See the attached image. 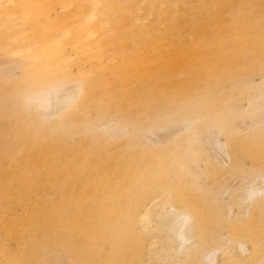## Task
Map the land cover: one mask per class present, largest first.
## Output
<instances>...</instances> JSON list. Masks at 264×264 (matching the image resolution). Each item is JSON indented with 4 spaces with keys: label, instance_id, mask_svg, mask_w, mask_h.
I'll return each mask as SVG.
<instances>
[{
    "label": "rangeland",
    "instance_id": "1",
    "mask_svg": "<svg viewBox=\"0 0 264 264\" xmlns=\"http://www.w3.org/2000/svg\"><path fill=\"white\" fill-rule=\"evenodd\" d=\"M8 1L0 0V264H164L139 216L152 207L153 230L167 199L209 216L205 248L221 247L219 264L255 249L264 264V200L262 212L239 202L264 175V0ZM70 26L60 43L77 34L70 59L83 56L78 64L91 75L63 76L53 108L38 111L44 48ZM86 33L102 41L88 39L84 52Z\"/></svg>",
    "mask_w": 264,
    "mask_h": 264
},
{
    "label": "bare ground",
    "instance_id": "2",
    "mask_svg": "<svg viewBox=\"0 0 264 264\" xmlns=\"http://www.w3.org/2000/svg\"><path fill=\"white\" fill-rule=\"evenodd\" d=\"M11 0H9L8 2H10ZM40 1V0H39ZM72 3V0H70V1H67V2H65V3H68L67 5H68V7L71 5L72 6V4H70L69 5V3ZM40 4V3H39ZM63 4V3H62ZM95 4H96V1H95ZM66 5V4H65ZM66 5V6H67ZM64 6V5H63ZM62 6V7H63ZM66 6H64V8L66 7ZM95 5H93V7H94ZM97 6H99V5H97ZM43 7V6H42ZM47 7V6H46ZM50 8V9H49ZM71 8V7H70ZM73 8V7H72ZM47 11H45L46 13L48 12V11H50L51 10V7H47ZM66 9H67V7H66ZM43 10V9H42ZM95 10V9H94ZM93 9L91 10V13H95V11H94ZM92 11H94V12H92ZM34 12H36V11H34ZM71 12H72V10H71ZM44 13V12H43ZM12 14V13H11ZM37 14V13H36ZM39 14V13H38ZM41 14V13H40ZM47 14H49V12L47 13ZM49 15H51V14H49ZM49 15H46L47 16V18L49 19L48 20V23L49 22H52L51 21V17L49 16ZM93 15H95V14H93ZM27 16V15H26ZM40 16V15H39ZM45 16V15H44ZM90 16H91V14H89L88 15V17H86V18H88V19H86L85 18V23H86V21L88 20V21H90L89 23H91V20H92V24H94L93 23V20H94V18H95V20H96V17H94V18H92L91 17V19H90ZM36 17H37V15H36ZM24 18L26 19V17L24 16ZM125 18V17H124ZM22 19H23V17H22ZM24 19V20H25ZM37 19V18H36ZM87 21V22H88ZM54 23V22H53ZM58 24H59V22H57ZM119 23H121V22H119ZM58 24L56 25L57 27H58ZM122 24V23H121ZM38 25H39V23H38ZM82 25V24H81ZM88 25V23L86 24V28L88 27L89 28V26H87ZM74 26H77L76 24L74 25ZM83 26H85V24L83 25ZM82 26V27H83ZM119 26V25H118ZM95 27H96V24H95ZM59 28V27H58ZM87 28V29H88ZM69 29H71V26H70V28L68 27V29H67V27L66 28H64V30H62L63 32L62 33H64V32H67V34L65 33L64 35H62L61 34V37H57L58 38V40L56 39H54V41H51L50 42V40H49V49L48 50H50L49 52H48V50H47V48H44L45 50L44 51H46V52H44V62H45V69H44V73L46 74V78H45V80L48 82V84H47V86L46 87H44L41 91H40V93L37 95V97H36V101H37V107H38V111H39V106H40V111L42 110V111H48V110H50L51 108H53V102L52 101H55L56 99H53L56 95V92H58V90H59V87H60V85H61V81H62V77H63V80H65L66 81V79H68V73H70L71 75L72 74H76V73H84V74H86L85 76H89V75H91V74H88V73H91L90 72V70L88 71V69H87V71H88V73H86V72H84L83 70H82V68H80V66H79V62H80V60H82V58H83V56H82V58H80L79 56H77L76 55V53H75V51L73 50V52L75 53V55L77 56V58L74 60V56H73V60L72 59H70V51H71V48H70V45H68V43H70V41L67 39V41H66V43L64 44V45H62L63 43H60V39L61 38H63L65 35V37L66 38H68L69 37V33H68V31H69ZM117 29V28H116ZM51 30V29H50ZM49 30V31H50ZM68 30V31H67ZM101 30H103V29H101ZM100 30V31H101ZM135 30V29H134ZM81 31H82V29H81ZM95 32L96 31V29H94L93 31H92V29H90L89 28V30H87L86 32L87 33H89V32ZM115 31V30H114ZM70 32V31H69ZM134 32V31H133ZM23 33V32H22ZM31 33V32H30ZM71 33H72V31H71ZM86 33V34H87ZM96 33V32H95ZM114 33V32H113ZM51 34H52V32H51ZM80 34V33H79ZM85 34V35H86ZM53 35V34H52ZM67 35H68V37H67ZM71 35V34H70ZM82 35V34H81ZM87 35H90V34H87ZM86 35V36H87ZM91 35H93L92 33H91ZM91 35L90 36H87V37H85L84 38V40H90L91 38H89V37H91ZM99 35H100V37H101V34L99 33ZM63 36V37H62ZM73 36H75V38L77 37V34L76 35H74V34H72V36H70V38L71 37H73ZM93 37V36H92ZM95 37V36H94ZM92 38V39H94L95 40V38ZM100 37H98V38H100ZM75 38H73L74 40L73 41H71L72 43H71V45L72 44H75V46L74 47H72V48H75L77 45H76V42L77 41H75ZM102 38H103V36H102ZM47 39V37L45 38V40ZM80 39V38H79ZM82 39V38H81ZM80 39V40H81ZM92 39H91V42H92V44L94 45V44H97L96 42H101L102 40H96V42L95 43H93L94 42V40L92 41ZM106 38L104 37L103 38V40H105ZM76 40H78V38H76ZM89 40L88 41H85L82 45H83V47L81 46V48H84L85 47V49H82L84 52H85V50L86 51H88V50H92V48H90L91 47V42H89ZM44 41V40H43ZM48 41V40H47ZM46 41V42H47ZM74 41H75V43H74ZM79 42V41H78ZM33 43V42H32ZM128 44H129V42H127ZM126 43V44H127ZM34 44V43H33ZM35 44H37L36 42H35ZM89 44V45H88ZM99 44V43H98ZM69 46V49H68V52H69V54H68V52L67 51H65V49L64 48H66V47H63V46ZM79 45V44H78ZM73 46V45H72ZM90 46V47H89ZM97 46V47H96ZM126 46V45H125ZM94 47H96L95 49H96V51H100L101 49H104V48H99V46L98 45H95ZM30 48V47H29ZM68 48V47H67ZM99 48V49H98ZM109 48V47H108ZM107 47L104 49L105 50V52H107L106 50H109ZM76 49V48H75ZM78 49V48H77ZM98 49V50H97ZM27 50H28V48H27ZM27 50H24V51H27ZM30 50H31V48H30ZM29 50V51H30ZM67 50V49H66ZM70 50V51H69ZM82 50L79 48V51L78 50H76V52H78V55H79V53H80V56H81V52H82ZM94 50V49H93ZM19 49H18V53H19ZM23 51V52H24ZM32 51V50H31ZM31 51L29 52L30 53V55H29V53H28V51L25 53H23L22 51L19 53V54H21V55H23V54H25L24 56H25V58H27V59H29L30 58V60L34 57L36 60H38L39 58H41L40 56L38 57V53H31ZM72 52V51H71ZM110 52H111V49H110ZM170 52V51H169ZM14 53H15V51H14ZM18 53H15V54H18ZM47 54V57L45 56L46 54ZM83 53V52H82ZM13 54V53H12ZM18 54V55H19ZM26 54L28 55V57L26 56ZM33 54V55H32ZM37 55V56H35V55ZM43 54V53H42ZM41 53H40V55H42ZM84 54V53H83ZM82 54V55H83ZM98 54V56H96V57H98V60L100 59V60H102V57L99 55V53H97ZM96 54V55H97ZM112 54H115V55H117V53L115 52V53H112ZM161 54V53H160ZM14 55V54H13ZM70 55V56H69ZM110 55V54H109ZM24 56L22 57V58H24ZM32 57V58H31ZM38 57V58H37ZM72 57V56H71ZM101 57V58H100ZM42 58V59H43ZM180 59V57H176V59ZM34 59V60H35ZM78 59H80L79 61H78ZM90 59V58H89ZM105 59H106V57H105ZM111 59H113V58H111ZM70 60H72L73 62H75L76 63V65L78 64V66H79V68H80V70H79V68H78V66H75V68L77 67L78 69L76 70L75 68V72H71V71H69L70 69H71V67L69 66L70 65V63H71V65L73 64V65H75L74 63H72V62H70ZM91 60L92 59H90V61H89V63L91 62ZM100 60H99V62H100ZM32 61V60H31ZM39 61V60H38ZM78 61V62H77ZM114 61H116V57H114ZM180 62H181V60H180ZM179 62V64H181ZM93 62H91V64H92ZM104 64H106V63H103V60H102V63L100 64L101 66H103ZM99 65V66H100ZM92 66V65H91ZM98 66V67H99ZM180 66V65H179ZM74 67V66H73ZM72 67V68H73ZM82 67V66H81ZM98 67H97V69H98ZM139 66H137V68H138ZM174 67V66H173ZM178 67V66H177ZM89 68V67H88ZM91 68V67H90ZM96 68V67H95ZM109 68H110V65H109ZM154 68V67H153ZM111 69V68H110ZM151 69H152V67H151ZM178 69V68H177ZM79 70V71H78ZM119 69H117L116 71H118ZM121 70V69H120ZM119 70V71H120ZM76 71H78V72H76ZM82 71V72H81ZM80 73L79 74H77V77H80L81 75H80ZM92 73H93V71H92ZM74 74V75H75ZM106 75H107V73H105ZM65 76H67L66 78H65ZM82 77V76H81ZM84 77V76H83ZM61 79V80H60ZM75 79V78H74ZM193 79V78H192ZM77 80V79H76ZM65 81H63L64 83H65ZM91 81V80H90ZM172 81H173V79H172ZM62 82V83H63ZM174 82H176V81H174ZM160 85V84H159ZM77 86V85H76ZM82 86V85H81ZM185 86V85H184ZM105 87V86H104ZM61 89V88H60ZM76 89V88H75ZM79 89V88H78ZM60 91V90H59ZM77 91V90H76ZM71 92H74V91H71ZM128 92H130V90L128 91ZM75 93V92H74ZM77 93V94H76ZM75 94L76 95H71V93L69 92V94H67V95H64V100L67 102V105L65 106L64 104V108H60V109H58V112H63L64 110H65V108H67L68 106L70 107V104L71 103H74V101L76 100V98H78L82 93H83V87L82 88H80L77 92H76ZM62 95V94H61ZM60 95V96H61ZM259 96H261V98L264 96V94H263V96H262V94L261 95H259ZM179 97V96H178ZM88 98V97H87ZM144 98V97H143ZM157 98H159L158 96H157ZM258 98V97H257ZM260 98V97H259ZM61 99V98H60ZM126 99V98H125ZM143 100V99H142ZM263 102H264V98H263V100H262ZM57 102V101H56ZM61 101H59V103H60ZM262 102V103H263ZM33 103H35V102H33ZM62 103V102H61ZM33 106H35L34 104H33ZM260 106V105H259ZM36 107V106H35ZM63 107V106H62ZM254 107V106H253ZM260 107H262V106H260ZM74 108V107H73ZM37 109V108H36ZM71 111V110H70ZM112 111V110H111ZM134 111V110H133ZM50 112V111H49ZM57 112V113H58ZM42 113V112H41ZM45 113V112H44ZM48 113V112H47ZM71 113V112H70ZM93 113V112H92ZM129 113V112H128ZM180 113V112H179ZM194 113V112H193ZM262 113H264V112H262ZM46 114V113H45ZM50 114V113H49ZM53 114V113H52ZM183 114V113H182ZM188 114V113H187ZM81 115V114H80ZM83 115V114H82ZM263 115V114H262ZM49 116H51V115H49ZM84 116V115H83ZM47 117V116H46ZM178 117H180V115L178 116ZM178 117L177 118H175V120L176 119H178ZM49 118V117H48ZM184 118H185V116H184ZM174 119V118H173ZM182 119V118H181ZM181 119H179V121L181 120ZM187 119H189V118H187L186 117V120ZM164 121V120H163ZM178 121V120H177ZM178 121V122H179ZM181 121H183V120H181ZM190 121H192V120H190ZM165 122V121H164ZM164 122H162V123H164ZM173 122V121H172ZM183 122H185V121H183ZM183 122H181V123H179V125L180 124H182ZM193 122V121H192ZM146 123V122H145ZM156 123V122H155ZM161 123V124H162ZM111 124V123H110ZM188 124H190V123H188ZM263 124V123H262ZM160 125V124H159ZM163 125V124H162ZM174 125V124H173ZM176 125V124H175ZM154 126V125H153ZM210 126V125H209ZM143 127V126H142ZM152 128V127H151ZM156 128V127H155ZM254 128V127H253ZM191 129H193V126L192 125H190L189 127H188V132L189 131H191ZM255 129V128H254ZM259 129H261V128H259ZM209 130V129H208ZM208 130H207V132H208ZM148 131V130H147ZM186 131V132H187ZM260 131V130H259ZM263 131V129L261 130V132ZM264 132V131H263ZM180 133V132H179ZM189 133H191V132H189ZM188 134V133H187ZM186 134V135H187ZM193 135V134H192ZM207 135V134H206ZM180 136H183V135H180ZM198 137V136H197ZM131 138V137H130ZM215 138V137H214ZM198 139V138H197ZM200 140H201V138H200ZM205 140H207V139H205ZM204 140V141H205ZM208 141H209V139H208ZM202 142V141H201ZM198 143L199 144H201L200 143V141H198ZM213 143H215L214 145H216V150H218L219 152H222V154H224V155H226V157H228L229 159L231 158V156H230V154H229V152H228V150H227V145H226V143L225 142H221V141H219V140H214V142ZM207 144V143H206ZM194 146V145H193ZM196 144H195V149H198V148H196ZM203 148H205L204 146H203ZM202 148V146H201V149H203ZM204 150V149H203ZM202 150V151H203ZM206 150V149H205ZM204 150V152H206ZM197 151V150H196ZM199 151H201L200 150V148H199ZM212 151V150H211ZM218 152V153H219ZM197 153V152H196ZM200 152H198V154H199ZM102 154V153H101ZM203 155H204V153H203ZM206 156V155H205ZM207 157V156H206ZM197 158V157H196ZM93 159V158H92ZM259 159H261L260 161H259V163L261 162V161H263V159L262 158H259ZM208 160V159H207ZM40 163V162H39ZM38 164V163H37ZM261 164H262V162H261ZM211 165H212V167H213V169L215 170V171H219V170H221V169H223L222 167H220V166H218L216 163H214V162H211ZM36 167H37V165H36ZM106 167H108L107 165H106ZM110 172V171H109ZM70 176H71V174H70ZM258 176H260V175H258ZM258 176L257 177H255L254 179H252V181H250L249 183H247L245 186H244V192H243V195H242V198L240 199V197H239V200H241V201H239V202H241V204H244V203H242L243 201H246L247 200V204H246V209L247 208H249V206H253V205H255V207L258 209V210H260V212H262L263 211V208H262V202H263V200H264V175H261L260 177H259V179H257L258 178ZM83 177V176H82ZM79 183V182H78ZM77 188V187H76ZM117 190V189H116ZM240 191V190H239ZM74 194V193H73ZM85 195V194H84ZM164 197V196H163ZM237 199V198H236ZM235 199V200H236ZM213 200H211V202H212ZM123 202V201H122ZM237 203V202H236ZM238 205H239V203H238ZM185 206H187V205H181V204H179V203H175V202H173V201H171L170 199L168 200H166V201H164V202H162V203H160V205H159V207H158V210H156V212H154V216L157 218V222H156V224H155V228L153 229V230H151L152 228L151 227H153V225L151 224V219H150V217H151V213H152V207L151 208H146L145 209V212L144 213H142L140 216H139V218H140V220H141V222H142V227H143V229L142 230H146L147 231V233H152L153 231H154V233L156 234L154 237H155V241L153 240L154 238H152L151 239V241H152V244L151 245H156V244H158V247L155 249V251H154V254H155V252L156 253H158V254H160V256H161V258L165 261V263L164 264H184V262H185V259H190V258H194V256H195V254H196V257H197V261L199 262V263H201V264H219L216 260H215V253L219 250L220 251V249H221V247H218V248H215V249H212V250H210V249H206L205 248V246H206V241H207V237H208V235H209V233H208V231H207V228H206V224L209 222V216H207V214L205 213V212H197L196 213V215L194 216L193 214H191V213H189V212H187V211H185V210H183V209H185V208H183V207H185ZM155 207V206H154ZM216 207H218V205L216 206ZM255 208V209H256ZM250 209H249V212H248V214H250ZM255 215V214H254ZM55 218V217H54ZM248 218H249V215H248ZM54 220V219H53ZM222 221V220H221ZM29 222V221H28ZM140 222V221H139ZM138 222V223H139ZM141 222H140V224H141ZM29 224V223H28ZM57 226V225H56ZM141 227V226H140ZM141 227V228H142ZM230 227L232 228V230L234 231V232H244V230L246 229V227H245V222H235V223H230ZM151 228V229H150ZM196 228H197V230H198V228L200 229V231H199V234L197 235L196 233V237H197V240H196V242H195V240H194V242L192 241L191 242V237H192V235H193V231L195 232V230H196ZM195 239V238H194ZM227 241L226 242H228V241H230V242H232V239L231 238H227L226 239ZM236 244V243H235ZM239 243H237V245H238ZM150 245V246H151ZM224 245V244H223ZM152 247H154V246H152ZM151 248V247H150ZM155 248V247H154ZM150 250V249H149ZM239 252H240V250H239ZM150 253V252H149ZM223 253H227V251H222V254ZM227 254H230V253H227ZM259 251L257 250V249H255L254 251H253V253H251L250 254V256L248 257L249 258V260H248V258H247V256H246V254H241V253H239V254H237V255H231L230 254V256H226V260H225V264H262L261 263V261L263 260V259H260L259 258ZM155 256V255H154ZM157 258V257H156ZM160 258V259H161ZM163 261V262H164ZM196 262V261H195ZM197 262V263H198ZM196 263V264H197ZM198 263V264H199Z\"/></svg>",
    "mask_w": 264,
    "mask_h": 264
}]
</instances>
